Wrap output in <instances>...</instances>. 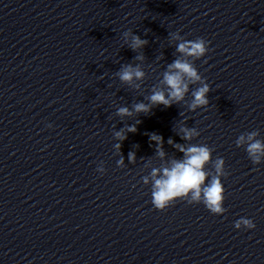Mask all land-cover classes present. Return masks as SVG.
I'll use <instances>...</instances> for the list:
<instances>
[{
	"label": "clouds",
	"instance_id": "clouds-1",
	"mask_svg": "<svg viewBox=\"0 0 264 264\" xmlns=\"http://www.w3.org/2000/svg\"><path fill=\"white\" fill-rule=\"evenodd\" d=\"M123 38L134 52L143 49L148 44V40L141 39L131 30L124 32ZM171 38L179 41L176 45V52L179 55L167 65L163 72L162 87L154 86L151 89V94L146 97L148 103H134L131 109L127 106L118 107L116 111L118 117L147 115L156 106L163 105L168 108L173 104L185 102L190 85L196 84L200 86L191 91L192 99L187 103V108L195 112L198 108H206L209 105L210 86L202 78L194 62L209 52L210 41L202 37L186 40L179 32L172 33ZM144 59L143 55L135 57V60L140 62H143ZM115 75L121 83L139 89L141 84L135 82L143 81L146 73L138 63L122 65ZM139 123L140 121L137 119L135 124L127 125L114 132V137L118 141L114 147L120 153V158L117 161L118 167L126 166L124 156L121 154V142L127 139L128 133L137 131L136 124ZM177 134L184 141H192L200 135L195 127H188L186 123L181 124ZM259 135V131H251L246 135L241 134L235 141L237 147H245L249 159L255 165L264 162V141L258 139ZM149 139L155 142L156 155L163 160L165 158L164 138L159 134L152 133L149 135ZM168 143L182 153L183 157L181 159L172 158L167 160L162 167L151 168L150 173L142 178L145 185L151 184V203L154 209L164 212L180 199L186 200L189 204L202 203L213 215H223L227 209L224 207L225 187L221 178L228 175L224 159L217 157L212 160L214 149L207 144H175L171 139L168 140ZM128 162L135 164L136 154L134 151L128 153ZM209 164L212 165L214 172L206 170V166ZM97 171L103 174L105 169L100 166ZM209 177L211 178L209 179ZM234 227L245 230L254 229L255 223L251 219L241 218L235 222Z\"/></svg>",
	"mask_w": 264,
	"mask_h": 264
}]
</instances>
